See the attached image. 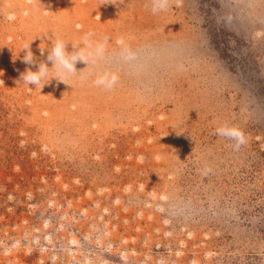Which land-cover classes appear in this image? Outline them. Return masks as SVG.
<instances>
[{
	"label": "rangeland",
	"instance_id": "374dc122",
	"mask_svg": "<svg viewBox=\"0 0 264 264\" xmlns=\"http://www.w3.org/2000/svg\"><path fill=\"white\" fill-rule=\"evenodd\" d=\"M86 33L102 59L19 82ZM0 264H264V0H0Z\"/></svg>",
	"mask_w": 264,
	"mask_h": 264
},
{
	"label": "clouds",
	"instance_id": "9594fccd",
	"mask_svg": "<svg viewBox=\"0 0 264 264\" xmlns=\"http://www.w3.org/2000/svg\"><path fill=\"white\" fill-rule=\"evenodd\" d=\"M108 0H105V4ZM169 3V0H152V12L155 14L158 11L164 10ZM93 33H86L81 37V44L73 46L71 52L67 50L68 43L61 39L56 38L51 42L50 50L47 49L46 61L37 62L30 48V42L24 44L22 50L24 56L22 62L26 65H36L37 69L33 71L31 68L20 73L19 82L32 85L34 88L42 89L46 84L50 83L54 78L58 82L67 84V78L77 75L80 72L76 69L78 62H96L102 59L106 54V44L100 41L92 40ZM123 45V41H121ZM45 49L40 48L41 55L44 54ZM120 59L127 64L135 63L137 53L129 47L122 46L118 53ZM49 63L51 67H49ZM50 73H54L50 75ZM117 75L105 71L97 75L94 84L97 87H102L105 90H111L117 83ZM217 135L233 139L237 141V146L244 143V135L241 131L234 127L222 126L216 129Z\"/></svg>",
	"mask_w": 264,
	"mask_h": 264
}]
</instances>
